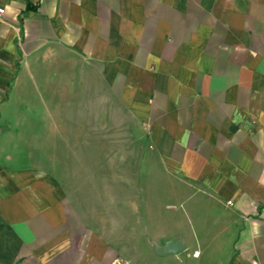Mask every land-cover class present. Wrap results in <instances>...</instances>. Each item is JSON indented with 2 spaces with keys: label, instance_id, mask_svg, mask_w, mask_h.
Masks as SVG:
<instances>
[{
  "label": "crops",
  "instance_id": "obj_1",
  "mask_svg": "<svg viewBox=\"0 0 264 264\" xmlns=\"http://www.w3.org/2000/svg\"><path fill=\"white\" fill-rule=\"evenodd\" d=\"M0 9V264H264V0ZM46 108L67 120L30 118ZM116 111L144 145L143 175L174 183L165 215L151 200L128 215L124 200L73 198L62 167L46 168L47 145L72 159ZM175 239L181 253L154 252Z\"/></svg>",
  "mask_w": 264,
  "mask_h": 264
},
{
  "label": "rangeland",
  "instance_id": "obj_2",
  "mask_svg": "<svg viewBox=\"0 0 264 264\" xmlns=\"http://www.w3.org/2000/svg\"><path fill=\"white\" fill-rule=\"evenodd\" d=\"M56 82H59L58 79ZM78 83L81 84L82 81ZM84 86H75L72 93L71 88H68L70 93L75 96L67 107H74L78 101L84 100L86 95ZM40 102V105L44 104L45 107L53 108L54 105H57V97L45 95L40 97ZM58 112L57 110L49 112L46 108L40 112H30L29 116L31 119L39 120L45 124L50 123L51 120L57 121L61 117L66 121L68 110L67 112L65 110ZM93 133L99 142L89 145L88 151L85 150V145H78L76 149L73 147L72 159L57 160V151L60 150L55 148L56 145L46 146V168L54 172L57 170V165L62 167L63 172L67 173V178L71 179L72 184L69 183V187L76 190L69 191L68 194L79 200L88 199L98 203L103 199L124 200L128 215L133 211V208L128 206L133 207L136 203V206L141 207L144 202L147 203L149 200L157 204L159 216L160 214L165 215V211L169 212L175 209L176 198L174 199L169 193L171 187H174L173 181L163 175L160 170L156 171L155 168L152 170V175H143L147 165L145 160L139 157V152L144 150V145H135L128 141L133 134V129L122 114L117 111L111 113L108 127H104V129L96 127ZM106 135L109 136V142L105 141L104 136ZM118 137L119 140H117ZM123 137L125 142L122 141ZM103 138L104 141L101 142ZM74 151L77 153L76 155ZM55 156L56 158H54ZM103 188L105 191L102 190ZM163 205L165 206L163 207ZM161 211L163 213H160Z\"/></svg>",
  "mask_w": 264,
  "mask_h": 264
},
{
  "label": "water",
  "instance_id": "obj_3",
  "mask_svg": "<svg viewBox=\"0 0 264 264\" xmlns=\"http://www.w3.org/2000/svg\"><path fill=\"white\" fill-rule=\"evenodd\" d=\"M151 244L154 252L160 256L169 255V254H179L185 250V244L180 239L172 240L163 245H160L155 241H151Z\"/></svg>",
  "mask_w": 264,
  "mask_h": 264
},
{
  "label": "built area",
  "instance_id": "obj_4",
  "mask_svg": "<svg viewBox=\"0 0 264 264\" xmlns=\"http://www.w3.org/2000/svg\"><path fill=\"white\" fill-rule=\"evenodd\" d=\"M2 11V9H0V12Z\"/></svg>",
  "mask_w": 264,
  "mask_h": 264
}]
</instances>
